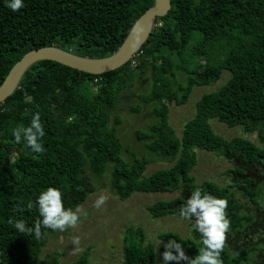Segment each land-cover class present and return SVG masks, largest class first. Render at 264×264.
I'll return each mask as SVG.
<instances>
[{
    "label": "trees",
    "instance_id": "obj_1",
    "mask_svg": "<svg viewBox=\"0 0 264 264\" xmlns=\"http://www.w3.org/2000/svg\"><path fill=\"white\" fill-rule=\"evenodd\" d=\"M170 1L168 13L155 19L147 41L122 67L90 75L41 61L24 73L17 89L0 104V264H59V253L41 262L39 257L55 231L42 228V238L36 239L18 232L9 219H23L33 227L42 219L36 201L49 187L61 191L66 209H75L95 192L92 180L101 181L107 172L110 191L121 201L133 193H178L147 206L152 218H182L180 208L197 188L226 199L231 224L223 264H264V213L255 203L257 187L264 184V0ZM24 3L23 9L13 12L0 0V85L32 49L55 46L81 57L111 55L153 0ZM224 71L228 80L201 96L202 112L183 124L178 138L169 124V104L184 105L194 86L211 85ZM147 80L146 93L133 90ZM133 99L137 103L130 113L149 107L153 121L134 131L142 155L148 157L131 158L127 164L120 156L124 148L117 109ZM37 112L45 131L40 141L43 153L33 152L23 137L16 143L13 135L18 126L28 127ZM211 119L255 134L258 144L222 138L211 129ZM195 149L231 163L226 171L231 182L223 187L210 181L197 184L190 175L197 165ZM152 162L170 167L145 176ZM235 192L246 197L257 214L244 213ZM29 202L32 209L27 208ZM194 220H189L192 239L173 232L161 233L158 239L182 244L186 255L195 258L204 245ZM251 227L252 237L246 241ZM164 251L161 247V257ZM89 255L87 247L72 264H88ZM121 264H156L154 246L145 242L140 228H126Z\"/></svg>",
    "mask_w": 264,
    "mask_h": 264
},
{
    "label": "rangeland",
    "instance_id": "obj_2",
    "mask_svg": "<svg viewBox=\"0 0 264 264\" xmlns=\"http://www.w3.org/2000/svg\"><path fill=\"white\" fill-rule=\"evenodd\" d=\"M228 78L229 73L224 71L220 79L214 81L211 85L194 86L184 105L176 106L174 103L169 104V124L178 138L181 135L183 124L193 117L196 112H202V109L198 106L201 96L205 93L216 91ZM147 84L148 80L142 85L140 84V86L136 84L133 90L146 93ZM136 103L137 100L133 99L132 101H128V103L124 102L120 104L117 109L122 118V124L118 127V135L124 148V152L121 151L120 156L127 164H129L127 160L130 161L131 158L133 161V158L148 157L146 154L142 155L144 150L142 145L134 138V131L147 128L153 121V117L150 114V108L145 106L141 107L138 114H131L130 107L135 106ZM209 124L213 132L224 139L239 137L249 140L256 145L258 144L255 134L247 133L240 127L229 128L216 119L209 120ZM195 154L197 165L190 175L194 177L197 184L203 181H210L223 187L231 182L230 177L226 174V171L232 167L231 163L214 155V153L204 150L195 149ZM168 167H170V164L152 162L146 167L144 175L148 176L156 170ZM109 182L108 172L101 181L92 180L95 192L89 195L86 201L80 205L83 211L87 213V217L84 218L81 215V223L78 227L70 228L64 232L55 231L54 235L48 237L46 245L39 256L40 262L54 253H59V264H72L84 249L90 247L88 264H121L123 237L128 227L140 228L142 230L145 242L151 243L154 246L156 264H164L160 250L161 247H164L169 242L159 240V234L173 232L177 233L181 238L188 237L192 239V227H190L189 220L176 216L152 218L146 209L147 206L156 201L174 199L178 195L177 192L171 194L133 193L127 200L121 201L110 191ZM257 189L259 197L255 202L256 207L260 212L264 213V184H259ZM101 195L108 197L107 203L101 209H96L93 207V204ZM235 197L244 204V213L257 214V208L246 197L237 192H235ZM72 210H76V208ZM256 228L260 229L262 226L259 224L256 225ZM253 230L254 227H251L248 229V233H252ZM74 237L80 238L79 247L83 249L82 251L73 252L75 248V245L72 243ZM251 237L250 234L244 239L250 241ZM181 264L187 263L183 261Z\"/></svg>",
    "mask_w": 264,
    "mask_h": 264
},
{
    "label": "clouds",
    "instance_id": "obj_3",
    "mask_svg": "<svg viewBox=\"0 0 264 264\" xmlns=\"http://www.w3.org/2000/svg\"><path fill=\"white\" fill-rule=\"evenodd\" d=\"M5 6L13 12H18L26 5L24 0H5ZM13 135L16 143H21L23 137L33 152L43 153L45 151L40 142L45 136V131L39 112L32 116L28 127L18 126L13 130ZM107 200V196L101 195L95 200L93 207L101 209ZM36 203L39 206V215L42 219H37L33 227H28L23 219H9V224H12L18 232L34 235L36 239L42 238V228L64 232L70 228L78 227L81 223V215L84 218L87 217V213L80 206L76 210L66 209L62 201V193L57 188L49 187L39 195ZM32 207V202H29L27 208L32 209ZM227 208L228 201L226 199L202 193L199 188L193 191L190 198L187 199V203L180 208V216L188 220L195 217L193 227L202 237L204 248L195 258H189L182 244L171 240L164 245L165 251L162 253L164 264H171V262L180 264L181 261H187V264H223L221 254L225 249L226 233L230 231L231 224L226 213ZM72 243L75 245L74 253L83 250L79 247V237H74Z\"/></svg>",
    "mask_w": 264,
    "mask_h": 264
},
{
    "label": "water",
    "instance_id": "obj_4",
    "mask_svg": "<svg viewBox=\"0 0 264 264\" xmlns=\"http://www.w3.org/2000/svg\"><path fill=\"white\" fill-rule=\"evenodd\" d=\"M171 7L170 0H153L149 7L133 24L119 48L104 58H89L74 55L60 47H41L25 53L9 70L0 85V104L17 89L24 73L41 61H52L90 75H102L114 71L140 50L149 38L156 18L164 17Z\"/></svg>",
    "mask_w": 264,
    "mask_h": 264
},
{
    "label": "built area",
    "instance_id": "obj_5",
    "mask_svg": "<svg viewBox=\"0 0 264 264\" xmlns=\"http://www.w3.org/2000/svg\"><path fill=\"white\" fill-rule=\"evenodd\" d=\"M136 55V54H135Z\"/></svg>",
    "mask_w": 264,
    "mask_h": 264
}]
</instances>
